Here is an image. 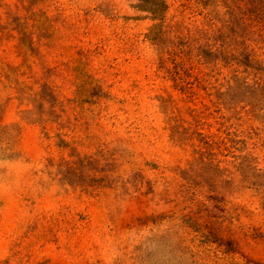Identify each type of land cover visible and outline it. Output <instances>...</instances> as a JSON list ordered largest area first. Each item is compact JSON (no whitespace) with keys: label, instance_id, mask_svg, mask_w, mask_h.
Instances as JSON below:
<instances>
[{"label":"rangeland","instance_id":"374dc122","mask_svg":"<svg viewBox=\"0 0 264 264\" xmlns=\"http://www.w3.org/2000/svg\"><path fill=\"white\" fill-rule=\"evenodd\" d=\"M0 264H264V0H0Z\"/></svg>","mask_w":264,"mask_h":264}]
</instances>
